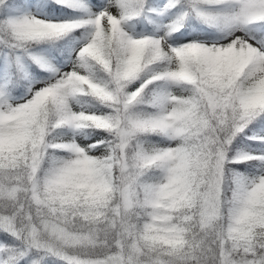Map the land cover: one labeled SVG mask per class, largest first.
<instances>
[{"label":"snow or ice","instance_id":"6c2138e0","mask_svg":"<svg viewBox=\"0 0 264 264\" xmlns=\"http://www.w3.org/2000/svg\"><path fill=\"white\" fill-rule=\"evenodd\" d=\"M0 264H264V0H0Z\"/></svg>","mask_w":264,"mask_h":264}]
</instances>
